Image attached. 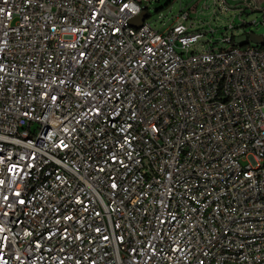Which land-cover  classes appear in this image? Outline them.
Wrapping results in <instances>:
<instances>
[{
    "label": "built area",
    "instance_id": "1",
    "mask_svg": "<svg viewBox=\"0 0 264 264\" xmlns=\"http://www.w3.org/2000/svg\"><path fill=\"white\" fill-rule=\"evenodd\" d=\"M147 1L0 0V264H264V0Z\"/></svg>",
    "mask_w": 264,
    "mask_h": 264
},
{
    "label": "rangeland",
    "instance_id": "2",
    "mask_svg": "<svg viewBox=\"0 0 264 264\" xmlns=\"http://www.w3.org/2000/svg\"><path fill=\"white\" fill-rule=\"evenodd\" d=\"M240 1V0H238ZM244 1V0H243ZM251 1V0H247ZM194 2V0H149L146 3L148 4V12L149 17L147 18V21L155 24L156 29L162 28L161 25V19L164 18L167 14H170L169 11L176 13L179 9L180 4L182 6H189ZM247 19H256V20H262V16L260 12L250 13L247 17ZM157 21V22H155ZM252 29L256 35H262L264 36V25L258 24L257 26H252ZM241 38H238L237 40H240Z\"/></svg>",
    "mask_w": 264,
    "mask_h": 264
},
{
    "label": "water",
    "instance_id": "3",
    "mask_svg": "<svg viewBox=\"0 0 264 264\" xmlns=\"http://www.w3.org/2000/svg\"><path fill=\"white\" fill-rule=\"evenodd\" d=\"M148 18V13L147 12H142L139 16L135 17L131 21V25L138 28L142 25L143 21ZM251 41H253L256 44H261L263 43V38L262 36H258L255 34L250 35Z\"/></svg>",
    "mask_w": 264,
    "mask_h": 264
}]
</instances>
